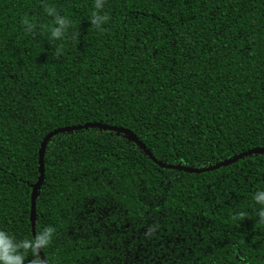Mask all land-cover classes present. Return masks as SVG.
<instances>
[{
  "label": "trees",
  "instance_id": "1",
  "mask_svg": "<svg viewBox=\"0 0 264 264\" xmlns=\"http://www.w3.org/2000/svg\"><path fill=\"white\" fill-rule=\"evenodd\" d=\"M94 5L0 0V230L17 241L34 238L39 149L56 129L121 127L193 168L264 147V0H104L99 29ZM56 16L69 22L59 39ZM43 163L46 264H264V153L188 173L89 127L49 138Z\"/></svg>",
  "mask_w": 264,
  "mask_h": 264
},
{
  "label": "clouds",
  "instance_id": "2",
  "mask_svg": "<svg viewBox=\"0 0 264 264\" xmlns=\"http://www.w3.org/2000/svg\"><path fill=\"white\" fill-rule=\"evenodd\" d=\"M104 0H95L96 13L93 14L90 23L96 28L106 21L107 17L100 14L103 7ZM49 14L55 16V12L51 8L45 9ZM21 23L26 27L28 32L32 30V23L23 19ZM56 28L51 30V37L55 39L62 38L68 27V20L63 17H55ZM255 203L259 206V219L264 222V192L255 194ZM53 229L51 227H44L36 233L34 238L27 241H17L12 235L0 230V264H23L24 256L21 253L22 249H31L33 253H38L40 250L45 249L51 242ZM31 264H42L38 255H34Z\"/></svg>",
  "mask_w": 264,
  "mask_h": 264
},
{
  "label": "water",
  "instance_id": "3",
  "mask_svg": "<svg viewBox=\"0 0 264 264\" xmlns=\"http://www.w3.org/2000/svg\"><path fill=\"white\" fill-rule=\"evenodd\" d=\"M89 127L105 128V129L117 131L120 133H124V134L128 135L136 145L141 147L145 151V153L160 167L167 168V169L181 170V171H185L188 173H201V172H205V171L215 170V169H218L220 167L230 165V164L236 162L237 160H239L245 156L255 154V153H264V147H258V148L246 150V151H243L239 154L233 155L231 158L226 159L224 161H221L215 165H210V166L204 167V168H193V167H186V166H182V165H178V164L171 165V164L161 163V162L157 161L151 155V153L145 149V147L140 143V141L137 140V138L135 137V135L133 133H131L129 130H126V129L121 128V127L108 126V125H105L102 123L92 122V123H85V124H81V125H77V126L63 127V128L56 129L54 131L49 132L43 138L41 145H40V149H39V170H40V174H39L38 180L36 181V183L34 184V186L32 188L31 197H30V220H31V231H32L33 237L35 236V229H34L35 199H36V193H37L38 186L40 185V183L43 179V174H44L43 157H44L45 146H46L48 139L51 138L52 136H54L55 134L60 133V132L72 131V130L89 128ZM38 253H39V256L41 258L42 264H46L42 251L40 250Z\"/></svg>",
  "mask_w": 264,
  "mask_h": 264
}]
</instances>
